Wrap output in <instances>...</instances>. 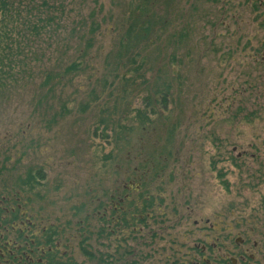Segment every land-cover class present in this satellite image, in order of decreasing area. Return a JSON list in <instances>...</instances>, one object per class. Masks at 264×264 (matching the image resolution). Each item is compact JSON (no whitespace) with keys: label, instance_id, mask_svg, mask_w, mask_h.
Instances as JSON below:
<instances>
[{"label":"rangeland","instance_id":"1","mask_svg":"<svg viewBox=\"0 0 264 264\" xmlns=\"http://www.w3.org/2000/svg\"><path fill=\"white\" fill-rule=\"evenodd\" d=\"M130 2L66 0L70 27L93 9L101 20L87 69L61 82L55 78L50 94L52 85L43 87L46 72L61 70L65 62L49 61L58 39L44 35L33 39V62H16L9 91L0 92V190L14 194L18 177L32 166H42L48 177L44 200L29 201L30 193L20 199L25 222L5 231L11 250L27 248L17 234L29 221L37 223L34 233L45 225L64 227L59 251L84 259L80 220L89 216L98 233L104 213L117 215L109 196H123L131 180L146 181V193L155 197L142 214L146 223L138 215L123 231L108 225L109 236H92L96 249V241L103 243L100 252L124 244L134 252L127 258L140 264H194L203 259L196 245L206 239L213 255L227 234L231 243L240 236L250 245L254 239L264 244V5L255 11L246 0H150L152 10L141 15L169 23L166 31L156 26L143 44L150 43L147 51L163 75H173L165 104L164 95L146 89L156 80L153 72L149 84L134 80L129 88L109 77L104 89L106 61L131 21ZM41 55L43 62L36 59ZM65 101L71 111L50 128L45 114ZM144 115L151 121L138 122ZM101 118L114 125L103 130ZM120 124L129 127L127 143L115 136ZM251 228L256 232L247 236Z\"/></svg>","mask_w":264,"mask_h":264},{"label":"trees","instance_id":"2","mask_svg":"<svg viewBox=\"0 0 264 264\" xmlns=\"http://www.w3.org/2000/svg\"><path fill=\"white\" fill-rule=\"evenodd\" d=\"M246 1L248 2L247 7L255 11H261V7L264 5L260 0ZM67 6L68 4L66 3V0H0L1 94L5 95L6 92L9 91V81L10 79L15 78V75L17 74L14 73L12 67L16 66L19 62H33L31 59L33 60V53L36 50V48H33V39H36V41L41 40L44 35H48L49 39L54 42L55 38L58 39L52 56H49V61L65 62V64H62L61 70L46 72V79L44 80L43 87L52 85L51 88H48L50 94L56 90V85L52 83L55 78H58L59 82H61L63 78L75 77L84 73L87 69L88 62H90L92 49L95 46L97 36L101 32V20L98 17L97 10L93 9L88 15L82 17L80 21H77L75 26L70 27V24L67 23L68 19L66 18L67 14L65 8H67ZM129 6L133 13L130 15L131 21L129 26L123 30L117 48L109 54L108 60L106 61L110 62V69L103 78V83L105 85H103L104 89H107V86L111 85V83H109L111 82L109 77H112L114 81L118 79L121 86H124V82L125 84L127 83L130 88L132 87V81L134 80L148 83L150 79H147V74L153 72L155 73L154 79L156 80L153 84L146 87V89L151 93L155 92L164 95L163 100L165 104H167L168 97L166 94H168L167 91L172 88L173 75L170 77L167 72L163 75L164 72L158 67V62H156L154 54L147 51L150 43L145 44L144 46L143 44L148 40V35L156 31V26L162 25L164 28L163 30L166 31L169 23L165 20H159L161 17L156 15H153L150 18L141 15H146L152 10L150 0H131ZM24 12H26V15ZM138 13L140 14L138 15ZM258 18L259 15H257L255 19L257 20ZM77 27L79 28V31H77ZM144 51H147V54H144ZM42 55L45 54L42 53ZM39 57H36V59L43 62L42 59L44 57L42 56L40 60ZM112 86L109 88H112ZM100 97L101 95L99 94L98 98ZM98 98L97 96L93 97L95 100ZM89 105H91V102H88L86 107L81 110L86 111L89 108ZM69 106V101H65L61 103L59 109L58 107H55L56 110L45 114L47 118L46 121L50 128L58 122V119L64 113L67 114L71 111ZM50 108L53 107H48L47 109L51 110ZM51 113L52 115L49 117ZM145 118L147 120H145ZM137 121L143 123L151 120H149L147 115ZM100 122L101 125H103V130L109 129L111 122L114 125L112 119L110 122L101 118ZM115 127L116 126L113 127V132ZM121 127H119L120 129L116 127L118 134L115 136L118 140L120 139V142L127 143V140L129 139L127 138V130H129V127ZM131 127L132 126H130V128ZM117 139L115 138V140ZM120 150L121 148H119V152ZM112 157V153L107 154V158ZM47 185L48 177L46 169L42 166H32L28 169L27 173L18 177L16 186L12 187V190L15 192L14 194L11 196L5 195L3 194L4 190H0V251L1 248H3L5 253L4 257L0 254V264H5L6 259H9V263L7 264H19L17 259H15L6 248L9 246L6 242L7 238L5 234V231L8 230L7 225L16 228L13 227V222L20 220L24 216L22 213V205L24 204L20 203V199L24 198L25 194L30 193L31 198L27 195L29 201H34L35 198L44 200L45 193L41 191V189H46ZM56 189V191H59L60 186L58 185ZM16 197L17 199L15 200L17 202L14 206H6L10 199L12 200ZM19 204L21 206H19ZM33 204L35 203L33 202ZM42 205H44V203ZM33 208L36 209V207ZM41 208H43V206H41ZM77 208H79V210L81 209L80 207ZM39 209L40 207L37 208L38 211ZM128 217L127 213L124 212L122 217L123 223L117 222L115 227L123 231L122 229L125 227V223L131 218L128 219ZM133 218L135 219L134 216ZM101 220L102 222L98 229V233L96 232V228L92 225L89 216L84 217L83 221L79 223V227H81L80 230L83 233V239L80 240L79 245H81V250L85 254V257L82 260L73 253L71 254L68 252L65 254L62 253V251H59V247H57L56 243H60L64 227L58 229L56 226L51 225L46 230L41 229L39 233H34V225L32 226L27 223L26 227L18 228L17 236H19L20 241H29L25 243H28L27 245H30L34 249V252L31 253L34 256V260L28 264H140L139 259L127 258L129 254H134V252L131 250L127 251L128 248L125 247L124 244H119L117 251L112 253L109 250H106V252H100L101 250L99 247L103 243H99L98 241H96L98 249L95 248V242L92 238L94 234H97L98 238L103 239L112 233L108 228V225L110 226L112 222L108 220L107 217H101ZM138 220L146 223V218ZM72 221L73 219L67 221L66 224H71ZM86 233H88V236H85ZM26 234L29 235L31 240L25 237ZM154 234L157 233L154 232ZM32 239L34 240L33 242ZM108 244L106 245L108 246ZM41 246H44V249H39ZM99 253L100 255L98 256ZM17 254L22 253L17 251ZM25 261H27V259L24 257L22 264H24ZM173 264L183 263L177 261Z\"/></svg>","mask_w":264,"mask_h":264},{"label":"flooded vegetation","instance_id":"3","mask_svg":"<svg viewBox=\"0 0 264 264\" xmlns=\"http://www.w3.org/2000/svg\"><path fill=\"white\" fill-rule=\"evenodd\" d=\"M262 176V175H261ZM264 176V175H263ZM135 181L131 180V186L125 185V193L123 196L120 195V193L118 192V196H116L113 193H111V195L109 196V198H111L112 201V212L116 213L117 215H114L113 217H110L108 212L104 213L101 217H107L108 220H110L111 226L116 224L117 222H122V217H123V213H127V215L129 216L128 219L133 215L134 217L139 215L138 219H144L145 215L144 212L148 209V207L153 204V195H149L146 193V181H144L143 183H139L136 184L134 183ZM135 184V185H134ZM136 188V189H135ZM133 190H136L135 192H140V196L138 195L136 198L134 197V194L132 193ZM134 192V193H135ZM108 193V192H107ZM98 200L100 201V199L98 198ZM156 199L154 200L155 203ZM19 206H21L19 204ZM106 210H109L110 208L106 205L105 206ZM24 211H22L23 215H24ZM72 220V219H71ZM19 221L21 222H25L22 219L18 220V221H14L13 223V227L16 226V224L19 223ZM80 221H83L82 219ZM26 223L31 224L36 226L37 223H31L29 221H27ZM123 223V222H122ZM241 222H238V224ZM49 227L42 226L41 229L46 230ZM111 231H113V229L111 228ZM251 231H255L254 228L250 229ZM256 232V231H255ZM255 234L254 232H251L250 235L247 234V236H251ZM259 236H263L260 235ZM27 238H29V235L26 234ZM230 234H227L225 236V238L228 240L226 241H221L219 246H216L215 243H213V246L217 248V255H213L212 253H208V249L212 250L211 248V242H209L207 239L204 240V244H198L196 245L198 247V249L200 250V252L203 254V259L202 261H198L195 260L193 261L194 264H264V244L261 241H258L256 239H254L250 243L249 239L246 238H241L240 236H238L235 240L234 243H231L230 241ZM258 236L256 235V238ZM217 240H219V238H216ZM29 240H31V238H29ZM34 240L32 239V242ZM7 242V241H6ZM29 242V241H26ZM8 244L13 243V240H11L10 238L8 239ZM28 244V243H27ZM57 247H59L60 243L57 242L56 243ZM19 247H21V244H18L16 246L17 250H19ZM7 251L14 256L15 259H17L19 264L23 263V258L25 257L27 259V261L24 262V264H28L29 262H32L34 260V256L31 254L32 252H34L33 248L29 245L27 246L26 250L22 253V254H16L14 251L11 250V247H6ZM39 249H44V246L39 247ZM65 253V252H62ZM1 256H5V253L3 251V249H1L0 252ZM6 264L9 263V259L5 260Z\"/></svg>","mask_w":264,"mask_h":264}]
</instances>
